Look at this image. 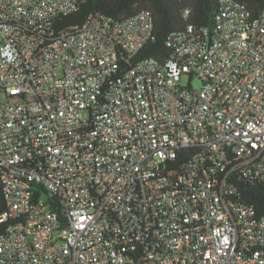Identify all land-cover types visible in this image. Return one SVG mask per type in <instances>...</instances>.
Segmentation results:
<instances>
[{
    "label": "built area",
    "instance_id": "2783aa9c",
    "mask_svg": "<svg viewBox=\"0 0 264 264\" xmlns=\"http://www.w3.org/2000/svg\"><path fill=\"white\" fill-rule=\"evenodd\" d=\"M81 1L0 0V264H264L233 198L264 182V7L217 0L116 77L152 14L60 26Z\"/></svg>",
    "mask_w": 264,
    "mask_h": 264
},
{
    "label": "trees",
    "instance_id": "16d2710c",
    "mask_svg": "<svg viewBox=\"0 0 264 264\" xmlns=\"http://www.w3.org/2000/svg\"><path fill=\"white\" fill-rule=\"evenodd\" d=\"M244 5L246 9L257 16L264 7V0H235ZM217 0H82L77 9L68 16H59L56 20L60 26L80 24L93 12L106 15L111 19H122L135 13L148 10L153 17L152 39L148 41L133 60H127L126 56L118 58L116 77L128 71L136 62L148 59H166L169 51L165 46V39L172 32L181 31L187 23L197 28H213V18L217 11ZM189 11L187 19L183 12ZM182 164L183 159L174 161ZM2 170L0 169V217L6 211L5 198L1 184ZM239 199L253 205L260 216H264V182L247 184L237 178L235 181ZM35 188L44 193L41 186ZM47 194V193H45ZM10 225V222L0 223V237H2Z\"/></svg>",
    "mask_w": 264,
    "mask_h": 264
},
{
    "label": "rangeland",
    "instance_id": "374dc122",
    "mask_svg": "<svg viewBox=\"0 0 264 264\" xmlns=\"http://www.w3.org/2000/svg\"><path fill=\"white\" fill-rule=\"evenodd\" d=\"M187 77H183L182 78V81H181V85L182 86H185L186 84H187ZM191 85L193 86V87H199V85H200V82L198 81V80H192L191 81ZM83 117H84V115H83Z\"/></svg>",
    "mask_w": 264,
    "mask_h": 264
}]
</instances>
